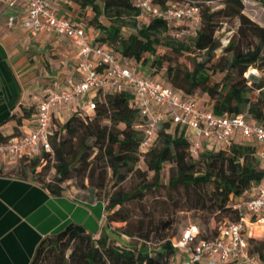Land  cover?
I'll use <instances>...</instances> for the list:
<instances>
[{
	"label": "trees",
	"instance_id": "16d2710c",
	"mask_svg": "<svg viewBox=\"0 0 264 264\" xmlns=\"http://www.w3.org/2000/svg\"><path fill=\"white\" fill-rule=\"evenodd\" d=\"M66 1H71L80 10L88 8L91 14L85 24L80 19L75 20L65 14L61 16L81 27L90 42L127 59L145 77L158 79L151 72L164 67L165 79H158L161 83L177 89L185 96L197 98L195 90L205 93L208 99H198L201 104L208 105L213 115L243 113L247 122L264 124V83L255 82L249 86L243 77L247 66L255 63L264 47V26L248 21L245 27L257 38L256 44L245 51L231 53L227 66L239 79L233 83L208 82L211 72L218 68L224 70V67L218 66V61H210L218 47L212 35L215 29L213 17L237 16L242 23L246 22L247 19L240 13V0H222V7L214 11H209L207 7L200 9L199 2L206 0H151V4L159 8L183 3L197 7L199 23L188 43L173 35H168L164 40L159 36L183 23L189 29L184 21L167 22L157 15L148 20L139 19L135 0ZM54 10L59 14L56 8ZM99 17L105 19V22H101ZM89 27L91 32H88ZM125 29L129 31L124 35L122 32ZM230 44L231 41L227 40L223 50H228ZM157 45L167 47L173 56L181 58L180 61L163 53L157 54ZM144 54L147 56L144 57ZM147 63L148 67L154 68L153 71L144 69ZM253 88L258 91V96L251 101L247 93ZM130 97L126 91L97 92L92 98L94 107L91 111L75 109L62 121L52 119L49 132L51 152L16 160L19 172L16 177L28 179L51 196H59L62 191L60 184L72 177L71 171H76L81 179L90 181L94 170L93 160L102 161L104 168H109L108 179H112L110 185L120 182L135 167L136 161H141L144 170L139 167L134 170L141 174L150 171L151 182L132 191L111 192L106 196L105 203H102L106 221L124 222L119 233L134 239L119 243L109 239L104 232L92 237L82 225L68 222L57 232L45 235L38 241L28 264H153L152 255L148 253L149 231H144L141 225L134 229L128 227V215L122 211L126 201L137 197L145 187L162 184L167 190L181 189L186 194L190 193L189 208L227 213L229 218L226 219L232 220L236 218V213L228 207L229 201L246 197L249 188L263 177L260 159L255 155L251 143L234 138L225 145L203 144L197 157L191 158L188 155V141L176 135L175 129L167 131L166 124L156 128L151 146L138 154L139 118L129 101ZM19 110V114L12 115L15 121L13 131L7 135L0 134V142L21 132L18 129L20 120L28 118L34 106L20 105ZM94 150V155L89 158ZM49 159L54 161L51 180L39 184L29 178L30 174L34 177L39 175L35 172L38 161L46 163ZM166 162L172 165L168 169L165 183H161L158 175ZM91 185L99 188L103 186L104 176ZM215 229L216 225H212L201 236L210 237ZM160 244L167 251L173 250L169 239ZM247 250L264 264V239L249 237ZM65 251H68L66 256Z\"/></svg>",
	"mask_w": 264,
	"mask_h": 264
},
{
	"label": "built area",
	"instance_id": "2783aa9c",
	"mask_svg": "<svg viewBox=\"0 0 264 264\" xmlns=\"http://www.w3.org/2000/svg\"><path fill=\"white\" fill-rule=\"evenodd\" d=\"M4 3L9 7H19L22 16L18 25L22 28L62 36L78 49L79 56L75 81L55 84L37 101L28 117V127L0 142V157L16 161L51 152L49 132L52 119H56L55 111L82 97L83 101L76 108L89 112L94 107L92 98L97 92L126 91L131 95L129 101L139 118L138 154L151 146L156 128L166 124L167 131L175 129L176 135L188 141L191 158L197 157L203 144L218 142L225 145L238 138L253 145L262 165L263 177L249 188L247 196L229 201L228 207L235 211V219H223L210 237H202L196 225L187 224L176 238L169 239L170 246L178 251L179 257L162 254L156 258L155 264H263L255 254L248 252L247 247L248 238L255 237L250 229L264 230V124L247 122L243 113L215 116L198 98L182 95L158 79L145 77L127 59L90 42L81 27L56 13L51 0H4ZM135 6L139 19L148 20L157 15L167 22L184 21L191 35L199 23L197 7L191 3L159 8L151 4V0H135ZM15 20V15H7L6 26L11 28ZM148 253L152 255L150 248Z\"/></svg>",
	"mask_w": 264,
	"mask_h": 264
},
{
	"label": "rangeland",
	"instance_id": "374dc122",
	"mask_svg": "<svg viewBox=\"0 0 264 264\" xmlns=\"http://www.w3.org/2000/svg\"><path fill=\"white\" fill-rule=\"evenodd\" d=\"M240 2L242 4L240 13L247 19L246 22L243 21L242 23L237 16L213 17L215 29L212 35L217 41L218 47L214 50L210 61H218V66L224 67V70H219L218 68L217 70L215 69V71L211 72L208 79L210 84H219L224 81L227 83H233L239 79L234 71L229 70L227 66V62L231 56V53L238 50L245 51L247 48H252L256 44L257 38L245 27V24H248V21L251 23H256L260 26H264V0H240ZM199 4L200 9L207 7L209 11H214L219 7H222V0L200 1ZM56 5L58 8L61 7L66 9L67 7L65 6L66 4H63L61 1H59ZM71 7L73 10L70 16L75 20L80 19L85 24L87 18L91 14L89 9L85 8L80 10L75 4L70 6V8ZM99 20L101 22H105V19L102 17H99ZM183 24L177 25L174 28H170L167 32L162 33L159 36L162 40H164L168 35H173V37L178 38L180 41L188 43L190 41L191 34L189 33V29H187ZM127 31L129 30L125 29L122 33L125 35ZM88 32H91L90 27L88 28ZM227 40H230L231 44L228 50H223ZM59 44L62 45L60 42ZM18 45L19 53H21L25 59H29L31 62L38 61L36 63L37 65L30 68L28 71L31 80L27 81L24 78L25 74H27L25 70H21V73L17 74V79L19 81V95H35V100L33 102L20 100L26 107L27 105H32L35 103L36 100L41 95H43L46 89L53 88V84H51L52 81L48 76H46L47 72H52L57 69L70 71L72 66L70 63L68 64L65 62V58L60 56V53L58 54L54 52L53 54H50L49 49L37 48L36 46L32 52L31 50L29 51L24 48L26 44L19 43ZM62 47L68 52L67 45H62ZM155 51L157 54L163 53L165 55H169L174 60L177 59L165 46L157 45L155 47ZM143 56L146 57L147 54H144ZM45 57L49 59H55V61L60 58V66L57 67L48 63ZM178 59L180 61L181 58ZM163 68L164 67L156 72H151V75H154L160 80H164L165 78L163 75ZM144 69L146 71H153L154 68L148 67L147 63L145 64ZM225 73L226 75L224 76ZM243 77L245 79V84L249 86L251 83L255 82L264 83V47L262 48L259 58L255 61V63L247 66L245 72L243 73ZM194 92L197 98L208 99V96L205 93L199 90H195ZM247 95L250 100L253 101L258 96V91L253 88L247 93ZM71 104L73 106L70 108ZM75 109L76 105L72 101L67 106L60 108V115L65 117ZM18 113V110H15L13 115H17ZM219 144L220 143L218 142H213L214 146H218ZM94 153L95 150L91 153L89 158H91ZM53 164V159L47 160L46 163L43 160L38 161L35 172H38L39 175L34 177L33 174L29 173V178L39 184L51 180L54 173V169L52 167ZM92 165H94V170L90 176V181H88L86 178L81 179L80 175L77 174L76 171H71L72 177L64 180L60 184L62 186V191L80 200L99 201L104 204L106 201V196L111 192H128L138 188L143 184L151 182L152 174L150 171H146L141 174L140 171L136 172L134 170V168L137 167H139L140 170H144V166L142 165L141 161H136L135 167L130 172H128L120 182H117L114 185H110L112 183V179H108L109 168H104L102 161L93 160ZM171 165L172 164L168 162L163 164L158 175L159 182L165 183L168 175V169ZM10 166L11 173L14 176L18 175L19 172L16 168L17 161L13 162ZM75 167H77V164H75ZM103 171H105V175ZM101 176H104V185L100 188L92 186L91 184L96 183V181H98ZM190 198L191 194H186L181 189L167 190L164 186H162V184H157L145 187L141 190L137 197L129 199L122 205V211L128 215V227L130 229H134V227L141 225V228L144 231H149L148 246L152 252L153 264L156 263V258L162 256L161 253H166L167 251L160 246V243L173 237L176 238L180 230L187 224L196 225L200 231L204 233V230H210L212 225L215 226L223 219L229 218L227 213H210L197 208H189ZM90 209L93 212V217H91L92 219L90 218L92 227H96L100 233L103 231L108 235L109 239H113L119 243H127L134 239L119 233L120 227L124 225V222H107L106 213L103 210H100L98 205L91 207ZM66 212L67 221L77 220L81 216V214L78 212H71L69 210H66ZM250 232L257 239H264L263 229L254 227L250 229ZM67 253L68 251H65L64 255L66 256Z\"/></svg>",
	"mask_w": 264,
	"mask_h": 264
},
{
	"label": "crops",
	"instance_id": "0c3cea01",
	"mask_svg": "<svg viewBox=\"0 0 264 264\" xmlns=\"http://www.w3.org/2000/svg\"><path fill=\"white\" fill-rule=\"evenodd\" d=\"M59 1L66 4V9L57 7L56 4ZM51 4L60 15L70 16L72 14L73 8L70 6L74 3L71 1L51 0ZM9 14L15 15L16 19L11 28L5 24L6 16ZM21 16L18 6L9 7L4 3V0H0V134L2 135L10 134L13 131L15 121L12 115L15 110L20 111L19 105L25 107L20 100H26V102L35 100V95H19L17 74L21 73V70H25L27 74L24 78L27 81L31 80L28 71L38 62L25 59L19 53V43L26 44L24 48L32 52L36 46L49 49L50 54L60 53V56L65 58V62L70 63L72 66L70 71L57 69L47 72L46 76L50 78L53 86L73 82L77 74L78 49L62 36L43 30L29 31L22 28L18 25ZM59 42L64 46L67 45L68 52ZM45 58L48 63L60 66V58L56 61ZM49 90L50 88L46 89L35 103L26 107L34 106ZM82 101V97L73 100L75 105L81 104ZM72 106L71 104L70 108ZM53 115L58 121L64 118L60 115V109ZM28 125L29 118H21L18 129L25 130ZM13 162L15 161L9 160L5 156L0 157V264H28L38 241L45 235L57 232L68 222L82 225L92 237H97L100 234L96 227H92L90 218L93 217V212L90 208L98 205L100 210H103L102 202L80 200L64 191H61L59 196H51L28 179L14 176L10 171V165ZM66 210L78 212L81 216L77 220L67 221ZM161 254L173 258L179 257L178 251L175 250Z\"/></svg>",
	"mask_w": 264,
	"mask_h": 264
}]
</instances>
